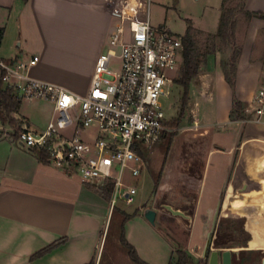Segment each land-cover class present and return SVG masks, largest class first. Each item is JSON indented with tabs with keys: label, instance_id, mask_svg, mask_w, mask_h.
<instances>
[{
	"label": "crops",
	"instance_id": "crops-1",
	"mask_svg": "<svg viewBox=\"0 0 264 264\" xmlns=\"http://www.w3.org/2000/svg\"><path fill=\"white\" fill-rule=\"evenodd\" d=\"M180 3L181 0H0V57L12 61L38 56L37 65L29 71L30 78L86 95L95 63L117 26L124 25L128 38L132 35L130 22L167 27L165 21L172 6L180 15L187 14L179 10ZM243 3L246 12L264 15V0ZM222 4L223 0H205L201 7L207 11L216 6L221 18ZM160 12L161 20L157 15ZM191 21L196 28L194 19ZM196 29L212 35L218 31ZM261 34L264 35L263 18H252L245 32L237 26L236 43L241 56L235 92L225 80L218 51L206 57L191 84L194 108L201 103L215 107L214 116L207 119L193 110L194 125L199 131L195 139L210 141L207 148L192 153L187 162L193 168L190 174L195 191L190 202L177 206L192 215L191 228L196 226L199 236L207 232L214 204L230 180L248 182L250 189L257 184V178L248 175L243 157L245 153L252 157L264 153V119L258 122L244 115V119L236 120L231 118V112L235 97L245 108L259 87L264 62V46L257 47ZM23 102L29 103L26 109ZM23 102L12 118L20 119L32 131L45 130L56 116L49 102ZM40 103L52 107L44 122ZM31 105L37 110L32 111ZM166 185L171 183L166 182L165 189ZM89 187L49 162L42 163L33 151L18 143L13 125L0 122V264H100L104 233L113 209ZM151 226L139 209L125 224V239L145 263L165 264L164 258H152L148 236L155 230ZM155 233L168 247L165 261L170 264L174 253L165 229ZM63 239L65 244L32 259Z\"/></svg>",
	"mask_w": 264,
	"mask_h": 264
},
{
	"label": "built area",
	"instance_id": "built-area-1",
	"mask_svg": "<svg viewBox=\"0 0 264 264\" xmlns=\"http://www.w3.org/2000/svg\"><path fill=\"white\" fill-rule=\"evenodd\" d=\"M109 36L98 57L88 94L29 77L38 56L6 61L0 57V80L21 101H46L55 118L43 131L27 125L18 143L30 150L45 151L48 162L68 175H77L87 186L113 187L111 208L118 200L130 203L137 188L124 182L147 168L141 153L153 149L169 132L162 104L171 96L174 78L169 70L183 64V38L166 26L130 22ZM244 114L264 119V62L259 87ZM98 264V263H96Z\"/></svg>",
	"mask_w": 264,
	"mask_h": 264
},
{
	"label": "rangeland",
	"instance_id": "rangeland-1",
	"mask_svg": "<svg viewBox=\"0 0 264 264\" xmlns=\"http://www.w3.org/2000/svg\"><path fill=\"white\" fill-rule=\"evenodd\" d=\"M204 2L205 0H181L179 10H182V13H187L184 14V16L192 15L194 17L193 19L196 23V28L204 27L208 32L215 33L217 31L220 21V9L215 8L216 6H212V9L204 11L201 7ZM241 5L242 0H228L225 6V10H240ZM179 13L180 12H176L172 6L165 22L172 33L178 36H184L187 28L186 20L190 18L188 16H185L188 17V19H186L183 15H180ZM157 15L159 17L158 19L161 20L163 18L161 12ZM200 19L202 20V22H200ZM251 19L247 18V16L244 15L237 16V26H241L242 32H245V30L248 28ZM152 23L154 24V22ZM198 40L202 53L211 50L213 47L216 48V50L220 53L219 60L221 65L222 63L228 62L230 60L233 54L232 46L225 45L220 39L215 38L207 33H202L198 37ZM257 45V47H259L260 45L261 47L264 46V35H260V37L258 38ZM238 48L240 47L238 46ZM180 69L169 70L168 74L171 78H174V85H172L170 89L171 96L168 99L162 100V104L166 112V118L169 122V132L159 145H164V141L167 137H169V135L176 134L169 155L167 156V158H165V155L161 152V148H153L152 150L150 149L151 152H149L148 154L147 168L146 170H144L142 175L137 178H132L128 173L124 175V182L126 184L133 185L137 188L138 192L136 197L130 203L118 200L113 209L115 208L117 212L122 211L130 215H135L139 211V209H142L143 215L146 210L151 209L155 210L156 212L159 210L160 212H157L158 216L156 219V224H151L156 228L152 226L151 228L155 231L159 230V228L165 229V237L169 240L170 250H172L174 253L173 256L175 261L177 260V256L175 255L177 249L176 245H180V247L186 248L185 251L193 259V264H206L195 256L194 252H192L194 250H191L192 248L195 249L196 246L204 245L206 239H203L201 236H199L200 234L197 233L196 226L193 229L188 227L187 220L182 217L173 216L169 211L164 208L165 204H170L174 207H177L178 205H185V203L190 202L192 200V191H195V181L193 180V176L190 174L193 171L192 165L188 164L187 162L190 161L191 155H194L192 153H196L199 148H207V143L208 141H210V138L197 140L195 139L198 138L196 136L199 134V131L195 128L194 125L195 117L193 115V110L198 115L204 116L206 119L211 117L212 115L214 116L215 113V107L213 104H208L204 106L202 103H199L200 106L198 108H194V103L190 96V101L188 103L187 108L185 109L183 119L180 124L175 127L174 122H176V120L179 118L182 109L181 99L183 89L176 83V80L180 77ZM28 105L29 103L23 102L24 109H26ZM39 106H41L40 114L42 115V121L44 122L45 119H47V115L49 114L50 108L52 110V107L48 104L43 103H40ZM32 107L36 106L31 105L32 111L37 110V108L35 109ZM235 117L236 115L234 116V118ZM14 120L15 122L13 124V129L15 131V134L19 135L24 130V126L22 125L23 123H21L20 119L15 118ZM257 155L261 157V162L264 164V153L261 154L260 152ZM215 161H217L216 157L214 158V162ZM262 169L263 168H261V173H263ZM153 170H155L156 173L162 172V179L160 181L158 189L155 188V182L152 179ZM72 177L76 181L80 180L77 175H72ZM166 182L171 183L170 186L166 185L167 189H165ZM251 214V217L246 221L245 224L246 226L258 224L257 226L261 228V231L257 229L259 233L258 235H260V242H254L248 245L257 244L264 246V182H261V213L252 211ZM261 214H263V216ZM110 223L111 216L109 218L108 225L104 233V243L101 250L102 255L103 248L108 236L104 260H106V257L109 255L110 250H113L115 248L120 250H127L125 249V246L122 242L123 236L125 237V227L123 234V228L119 222L118 216L115 215L109 232ZM155 231L153 232V234L149 233L148 236V239L152 243V258L153 260H156V258L162 260L164 258V263L166 264L167 262L165 261V258L169 250L166 246L165 241L163 243L157 238ZM241 236V232L234 233V237H236L238 240L236 243L232 244L233 246L242 245L241 241L239 240ZM260 257L262 261L264 258V250H261V256L257 253H242V260L240 262L235 261L234 264H259ZM115 264L133 263L130 262V260L125 255L120 254ZM261 264H263V261L261 262Z\"/></svg>",
	"mask_w": 264,
	"mask_h": 264
},
{
	"label": "trees",
	"instance_id": "trees-1",
	"mask_svg": "<svg viewBox=\"0 0 264 264\" xmlns=\"http://www.w3.org/2000/svg\"><path fill=\"white\" fill-rule=\"evenodd\" d=\"M228 0H223L222 4V14L219 22L218 31L216 34L212 35L215 38L220 39L225 45L232 46L233 47V54L228 62L222 63L221 67L225 75V80L230 86V88L235 92L236 87V75H237V64L238 60L241 56V48H238L236 45V29H237V16L238 15H244L247 16V18H263L264 15L261 13H250L246 12L244 10V3L242 0V5L240 10L235 9H228L225 10V6ZM187 22V29L186 33L183 38V45H184V51H183V64L180 69V77L176 80V83L182 87L183 94L181 99V105L182 109L179 115V118L174 122L175 127L180 124V122L183 119L185 109L188 106V103L190 101V88L193 80L198 76L200 72L201 65L205 61L206 57L210 54L216 53V48L213 47L211 50L202 53L199 46V40L198 37L202 34L201 31L196 29L193 25V22L191 20H186ZM2 34L0 32V42H1ZM22 101L17 98V96L13 93L12 90L6 88L2 80H0V122L3 125L9 124L13 125L15 120L12 118V115L14 113H18L21 108ZM236 120H242L244 119V107L243 104L234 98V107L231 112V118H234ZM19 135H16V139H18ZM174 137H176V134L169 135V137L166 138L164 141V145L160 146L159 144L154 147L155 148H161L162 154L165 155V158L169 155V152L171 150V146L174 140ZM152 150V149H151ZM151 150H144L141 155L143 156L144 160L148 161V154L151 152ZM33 151L39 158V160L42 163L48 164V154L45 151H37V150H31ZM256 157V156H255ZM258 157V156H257ZM254 157L251 155H245L244 160L246 165L249 163L253 165L252 160ZM255 166V165H254ZM261 168H263V174H264V164L261 162ZM152 179L155 182V188L158 189L160 181L162 179V172L156 173L155 170L152 171ZM92 191H94L96 194L101 196L104 200L107 202L111 201V197L113 194V187L111 185H108L106 187H96V186H90L89 187ZM115 215L118 216L119 222L122 225L123 228V234H124V227L125 224L133 217V215L127 214L125 212L119 211L114 208L111 214V223L109 227V232L113 223V219ZM224 223L221 224V228H223ZM108 232V235H109ZM108 240V236L103 248L102 255L100 257V264H115L116 260L119 258V255H125L130 262L133 264H147L144 261H142L139 256L137 255L136 250L127 242L125 237L123 236L122 242L125 246V249L127 250H120V249H113L110 250L109 255L105 258V249H106V243ZM66 240H59L48 246L47 248L41 250L37 254H35L32 259H38L41 258L61 245L65 244ZM175 255L177 256V260L175 261L174 256L171 258L170 264H193V259L188 255L187 252L181 249V247H178L176 249ZM90 264H96L95 261L91 262Z\"/></svg>",
	"mask_w": 264,
	"mask_h": 264
},
{
	"label": "flooded vegetation",
	"instance_id": "flooded-vegetation-1",
	"mask_svg": "<svg viewBox=\"0 0 264 264\" xmlns=\"http://www.w3.org/2000/svg\"><path fill=\"white\" fill-rule=\"evenodd\" d=\"M252 163L253 165L248 163L246 166L248 175L257 178L256 187L250 189L248 182H239L235 178L230 180L214 204L207 232L204 236H201L206 239L204 245L191 249L194 250L192 252H194L195 256L206 264L209 263L213 252L219 253V264L222 261V253L231 252L232 264H234L235 261L240 262L242 260V253H257L261 256V250H264V246L261 245H248L260 242V235H258L257 229L261 231V228L257 226L258 224H253L252 226H246L245 224L251 217L252 211L261 213V182H264V174L261 173V157L256 155ZM222 223H224L223 228H221ZM235 232H241L242 236L239 239L241 246L232 245L238 240L234 237ZM181 249L186 250V248L182 247ZM262 261L260 257L259 264Z\"/></svg>",
	"mask_w": 264,
	"mask_h": 264
},
{
	"label": "water",
	"instance_id": "water-1",
	"mask_svg": "<svg viewBox=\"0 0 264 264\" xmlns=\"http://www.w3.org/2000/svg\"><path fill=\"white\" fill-rule=\"evenodd\" d=\"M164 208L169 211L173 216L175 217H182L185 220H187L188 226L191 228L193 224V217L192 215L180 208L174 207L170 204H165ZM157 212L155 210H146L144 213V217L146 220L152 224H156V219H157ZM178 248L179 246L176 245ZM208 264H219V253L218 252H213L210 256L209 263ZM221 264H232V253L231 252H223L222 253V261ZM263 264H264V258H263Z\"/></svg>",
	"mask_w": 264,
	"mask_h": 264
}]
</instances>
